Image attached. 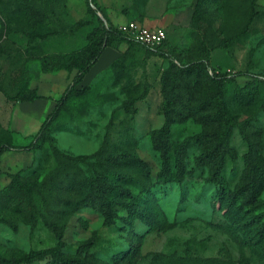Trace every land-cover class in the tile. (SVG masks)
I'll return each mask as SVG.
<instances>
[{"label": "rangeland", "instance_id": "374dc122", "mask_svg": "<svg viewBox=\"0 0 264 264\" xmlns=\"http://www.w3.org/2000/svg\"><path fill=\"white\" fill-rule=\"evenodd\" d=\"M89 3L114 25L162 27L173 59L125 42L102 57L111 58L106 67L70 86L78 69L67 60L93 42L99 24ZM249 7V0H0V146H8L0 155L1 257L56 247L62 234L71 254L95 236V264H264V189L252 204L243 191L250 148L264 161V0L248 27ZM207 53L217 72L243 73L224 81L233 117L224 150V187L236 198L230 210L216 206L221 187L210 150L223 123L210 117L212 70L182 68ZM52 54L61 63L45 72ZM252 80L257 95L244 100L238 89ZM165 125L172 177L163 175L152 140ZM179 149L187 152L182 181L174 176ZM100 174L118 211L112 225L97 205ZM18 180L31 190L23 193ZM122 187L133 193L132 212L117 204Z\"/></svg>", "mask_w": 264, "mask_h": 264}, {"label": "trees", "instance_id": "16d2710c", "mask_svg": "<svg viewBox=\"0 0 264 264\" xmlns=\"http://www.w3.org/2000/svg\"><path fill=\"white\" fill-rule=\"evenodd\" d=\"M250 7H249V20L247 22V26L249 27L252 23V20L258 16L259 12L255 10L256 0H249ZM89 12L94 15L98 20V28L93 37V42L83 48L82 50L74 53L71 55L68 60V67L69 69H78L77 74L74 76L71 85L76 86L77 84L81 83L88 71L99 61L101 55L107 48H118L125 42H135L138 44L143 45L147 49L151 50L155 55L173 59L171 54L172 51V44L166 38L161 45L156 48H150L146 45L142 44L141 42L129 37L127 34L121 32L118 29V25H114L109 23L106 18L99 12L96 8H94L91 3H89ZM61 63V56L58 54H52L49 59L43 64V70L45 72H50L55 69ZM183 71L191 74L194 71L201 72L203 70H212L211 78L214 81L216 87L214 90V94L212 96V100L214 101V106L216 108V112L210 115L215 121L219 123H223V128L216 133L215 143L210 150V155L214 158V170H213V180L217 182L221 189L219 191V197L217 199L216 206L219 208H227L230 210L232 205H235L236 198L235 193L227 194L225 185V176H224V169L226 165L225 161V148L226 143L231 135L233 129V117L231 112L227 107V103L225 101L224 96V81L226 79L234 80L236 76L241 75L243 73H231V72H224L220 73L217 72L210 63L209 53L200 60H196L185 64L182 66ZM251 77H254V74H247ZM70 86L67 90L63 93V95L57 100V104L52 112V116H56L66 105L69 95L68 91ZM239 95L244 100H251L254 99L257 95V84L255 80L246 83L244 86L238 89ZM206 119L208 117L206 116ZM50 120H48L44 127L48 125ZM169 128L168 125L163 126L160 129H156L153 132L152 140L154 147L158 149L162 156L164 162V170L163 175L166 177H172L173 172L170 170V152L171 146L169 141ZM8 149V146L1 145L0 146V155ZM186 150L179 149L176 151V172L174 176L179 180L182 181L184 176L186 175V166H185V157H186ZM123 157L131 158L132 160H136L139 163L143 164L145 169L148 168L147 164L142 161L136 154H123ZM247 167H248V175L243 187L244 197L247 204L254 203L260 196L262 190L264 189V161L258 155L256 149L251 147L248 154H247ZM96 199L97 205L103 213L104 216V223L106 225H112L115 223L118 216V211L116 206L108 201V197L110 194L111 186L108 180L105 178L104 175L100 174L96 178ZM18 184L20 190L23 193L26 191L31 190V187L28 183L22 182L18 180ZM120 196L122 200H120L117 204L121 206L122 209L127 210L128 212L133 211L132 203L130 200H127V197H133V193L130 189L122 187L120 188ZM227 204H225L226 199ZM232 201V202H230ZM229 229V226H227ZM260 236L264 237V228L259 230ZM260 239V238H259ZM95 236L91 239L82 243L78 249L77 253H65L63 251V247L65 246V242L63 241V235H59V243L56 247L45 249L37 252H32L26 254L22 257H11V258H4L0 256V264H39L40 262H44V264H95L92 260L91 255V248L95 245ZM157 255V254H155ZM160 255H163L160 253ZM128 256V255H127ZM202 261V260H201ZM205 261V260H203ZM209 261V260H206Z\"/></svg>", "mask_w": 264, "mask_h": 264}, {"label": "built area", "instance_id": "2783aa9c", "mask_svg": "<svg viewBox=\"0 0 264 264\" xmlns=\"http://www.w3.org/2000/svg\"><path fill=\"white\" fill-rule=\"evenodd\" d=\"M118 29L150 48L158 47L167 38V33L162 27L141 24L133 20L118 25Z\"/></svg>", "mask_w": 264, "mask_h": 264}, {"label": "crops", "instance_id": "0c3cea01", "mask_svg": "<svg viewBox=\"0 0 264 264\" xmlns=\"http://www.w3.org/2000/svg\"><path fill=\"white\" fill-rule=\"evenodd\" d=\"M154 26V25H151ZM109 50V48H107L104 52V54L101 56V58L99 59V61L89 70L85 80H89L90 78H92L94 75H96L101 69H103L104 67L107 66V64L111 61V58L108 57V59L106 58L104 64H102V57L107 53V51Z\"/></svg>", "mask_w": 264, "mask_h": 264}]
</instances>
